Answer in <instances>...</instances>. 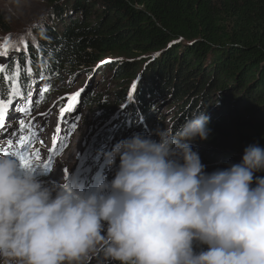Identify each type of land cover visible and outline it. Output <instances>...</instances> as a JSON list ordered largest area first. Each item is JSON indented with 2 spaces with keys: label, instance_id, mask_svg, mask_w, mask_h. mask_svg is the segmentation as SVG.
I'll use <instances>...</instances> for the list:
<instances>
[{
  "label": "clouds",
  "instance_id": "obj_1",
  "mask_svg": "<svg viewBox=\"0 0 264 264\" xmlns=\"http://www.w3.org/2000/svg\"><path fill=\"white\" fill-rule=\"evenodd\" d=\"M209 121L199 111L159 141L117 143L106 154L120 160L115 178L90 193L46 185L0 155V264H77L101 243L116 264H264V177L253 187L264 148L208 174L188 141L207 140Z\"/></svg>",
  "mask_w": 264,
  "mask_h": 264
},
{
  "label": "trees",
  "instance_id": "obj_2",
  "mask_svg": "<svg viewBox=\"0 0 264 264\" xmlns=\"http://www.w3.org/2000/svg\"><path fill=\"white\" fill-rule=\"evenodd\" d=\"M46 1L58 22L36 30L35 48L43 49L42 54L29 48L25 57L5 66L8 74L14 73L17 63L21 66L19 89L27 84L28 58L37 72L45 64L54 74L68 71L74 77L96 67L123 84L113 103L102 93L87 100L88 110L105 106V124L122 112L127 125L138 111L156 122L155 106L167 93L181 102L171 131L204 111L210 117V134L207 140H194L197 145L216 146L240 161L247 146L264 148V0ZM60 82L52 84V92ZM130 84L136 87L134 94ZM11 87L0 78V98L6 99ZM219 93L228 100L217 101ZM44 97L41 112L49 106L50 96ZM249 100L256 105L251 107ZM108 132H97L93 142L114 139L122 131ZM255 176L264 177V172ZM207 247L193 243L196 253Z\"/></svg>",
  "mask_w": 264,
  "mask_h": 264
},
{
  "label": "rangeland",
  "instance_id": "obj_3",
  "mask_svg": "<svg viewBox=\"0 0 264 264\" xmlns=\"http://www.w3.org/2000/svg\"><path fill=\"white\" fill-rule=\"evenodd\" d=\"M0 10L1 19L3 20V24L0 23V43H2L4 39L10 37L13 45V48L7 55L0 52V64L5 66L10 65L12 62L18 60V55L22 52V57H25L28 48L38 50L42 54L41 51L43 49H39V46L35 48L36 42L34 39L36 30H42L53 22H58V17L55 16L50 4L46 0H0ZM25 42L28 44L27 49L23 48ZM17 47L20 48V51L16 50ZM142 65L146 67L147 63ZM92 70L93 72L90 73L78 71L76 77L70 75L68 71H63L60 74L52 75L48 81L47 79L41 80L37 85L38 91L39 88H43L46 84L51 85V83L59 80L61 81L55 92L49 97L48 108L42 112H37L41 117L46 116L47 121L51 120V122L49 121L48 123L46 121L47 123H45L49 124L48 137L53 134L57 119L62 120L68 118L70 124L76 123V125H78L73 136L72 144H68L66 149L58 155L60 161L59 174L57 173L55 177L52 175L49 179L54 182L47 183V185H57L63 182L64 179H60L63 177V172H61V170L64 171L65 177V172L72 171L75 165L80 162L79 157L90 155L91 149L95 151L97 156H101L110 151L109 148L113 146L117 140V143H119L123 141L124 138L133 137L136 134L159 141L158 133L165 129L171 131L175 122L174 116L179 117L178 108L181 102H178L175 98L172 100L170 95L166 93V96L164 95L161 98L162 101L155 106L154 111L157 114L156 122H154L149 115L144 114L143 111H138L136 119L132 123L129 122L127 125H124L121 114L110 119V121L108 120L105 124L103 120V116L107 113V110L104 109L105 106L102 104L96 105L88 110L86 108L87 100L90 96L95 97L97 93H102L106 102L113 103L118 94L122 91L120 87L123 84L114 83L115 77L109 71L102 70L98 72L96 71V67ZM65 89L66 92H64ZM130 89L131 84L129 86V92L132 94ZM78 91L81 92V95L74 110L61 113V108L67 107V98ZM211 91L214 92L215 90L212 88ZM217 95L219 96L217 101L222 102V99L223 101L228 100L227 97L223 98L220 93ZM220 95L222 98H220ZM189 100L190 98L187 101ZM248 103L251 104V107L256 105L255 102L251 100H249ZM79 105L81 109L77 108ZM114 107H116V105H114ZM248 107H250V105H248ZM80 114H82L83 117ZM65 115L67 116L65 117ZM212 115L214 117L217 116L214 113ZM100 129L102 131L106 130L107 132L108 130L112 131V129H114L116 133L122 132L113 140L109 139L107 142L97 145L92 139L97 135V132L101 131ZM70 136L71 134L68 139H70ZM188 143L194 151L199 153L201 162L205 166V172L208 174L217 170L226 169L232 164L241 162L240 157L222 154L217 150L216 146H199L194 140L188 141ZM47 145L48 148L51 149L53 145V139L51 137L48 138ZM64 155L66 156L64 157ZM67 156L68 161L66 160ZM256 178L259 177H254L253 187H255ZM106 227L105 225V231L102 234H106ZM103 247L102 243L98 244L95 251H91L83 256L77 264H116L115 261L105 257Z\"/></svg>",
  "mask_w": 264,
  "mask_h": 264
},
{
  "label": "snow or ice",
  "instance_id": "obj_4",
  "mask_svg": "<svg viewBox=\"0 0 264 264\" xmlns=\"http://www.w3.org/2000/svg\"><path fill=\"white\" fill-rule=\"evenodd\" d=\"M12 48H13V45H12V40L10 37L4 39V41L2 43H0V52H2L5 55H7L8 52ZM23 48L24 49L28 48V44L26 42L23 44ZM16 50L20 51V48L17 47ZM28 63L30 64L31 62L29 61ZM20 70H21V66L19 65V63H17L15 65L14 73L8 74L6 72L5 65L0 64V78L7 79L12 85L9 97L7 99L0 98V129H3L5 127V117L9 112L10 105L13 104L14 98L17 97L18 95H20V89H19ZM27 71L29 74H31V71H32L31 67H28ZM43 91L48 92L49 89L47 87H45L43 89ZM130 91L134 94L136 91V87L132 86ZM80 95H81V92L78 91L77 93L68 97L67 98L68 99L67 107L61 108V113H65V112L74 110V108H75V106L79 100ZM22 111L24 112V114L26 116L30 114V112H31V102L30 101L27 102V105L22 109ZM19 125H20L21 130H26L27 126H26L24 119H21L19 121ZM75 126L76 125H74V127ZM19 144H20V148L17 151L5 152L4 155H14L15 157H17L19 159V161L23 167L33 169V167L36 166L33 163V161H39L41 159V153H39V152L33 153L31 151V140H30V137H28L26 135L19 138ZM56 151H57V149H55V148L51 149L52 156L48 157V162H47V164L44 165L45 168H48L49 165L53 164V162H54L53 157L55 156Z\"/></svg>",
  "mask_w": 264,
  "mask_h": 264
},
{
  "label": "bare ground",
  "instance_id": "obj_5",
  "mask_svg": "<svg viewBox=\"0 0 264 264\" xmlns=\"http://www.w3.org/2000/svg\"><path fill=\"white\" fill-rule=\"evenodd\" d=\"M48 78H49V77H48ZM77 108H78V109H81L80 105H79ZM80 115L82 116V114H80ZM66 116H67V115H65V117H66ZM65 117H64V118H65ZM82 117H83V116H82ZM41 119H42V118H41ZM41 119H40V120H41ZM74 125H76V123H74L73 125H70L69 128L64 132L65 135L67 136V139H65L66 142L63 144V146H62L61 149H63V148L65 147V145H68V144H71V143H72V141H73V137L71 136L70 139H68V138H69V135H70V134H73L74 131L77 130V128H78V125H76L75 127H74ZM59 133H62V131H60ZM128 138H131V137H128ZM54 143H56V142H54ZM55 149H56V148H55ZM60 153H61L60 150L57 149V151H56L55 154H58V155H59ZM65 156H66V155H64V157H65ZM82 158H87V161H88L89 167L92 168V170L90 171V170L86 169V172H88V173L90 174V176L94 178L95 173H96V171H97V165H96V164H100V163H101L100 158H101V160H102L103 157H101V156H100V157L97 156V155L95 154V151L92 150L90 155L79 157V160H82ZM66 160L68 161V156L66 157ZM77 162H78V161H77ZM67 163H70V162H67ZM117 164H118V163H117ZM61 172H62V171H61ZM58 174H59V173H58ZM60 179L62 180L63 177H61ZM60 179H59V180H60ZM90 184H93V183L90 182Z\"/></svg>",
  "mask_w": 264,
  "mask_h": 264
},
{
  "label": "water",
  "instance_id": "obj_6",
  "mask_svg": "<svg viewBox=\"0 0 264 264\" xmlns=\"http://www.w3.org/2000/svg\"><path fill=\"white\" fill-rule=\"evenodd\" d=\"M118 114H119V112H118ZM99 134V133H98Z\"/></svg>",
  "mask_w": 264,
  "mask_h": 264
}]
</instances>
